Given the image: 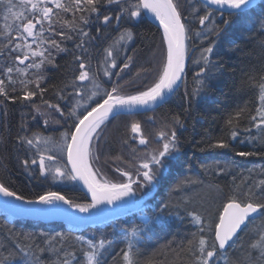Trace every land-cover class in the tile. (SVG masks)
<instances>
[{
	"label": "snow or ice",
	"instance_id": "1",
	"mask_svg": "<svg viewBox=\"0 0 264 264\" xmlns=\"http://www.w3.org/2000/svg\"><path fill=\"white\" fill-rule=\"evenodd\" d=\"M112 6L119 10L115 16L107 14L114 11ZM252 7L253 0H201L199 7H182L181 0H19V3L16 0H0V11L5 13L0 39V58L4 60L0 66V117H7L9 102H29L27 106L34 110V113L29 114L32 121L37 124L42 121L45 129L50 121L63 128L59 132V139H53L41 130H32L28 121H23V134H17L16 142L31 157L29 159L26 156L22 160V171L29 179L41 184L46 183L49 177L55 180L56 177L67 175L73 181L82 182L91 194L90 203H77L52 190L39 192L35 199H29L0 183V195L20 202L12 204L5 200L3 203L10 205L20 215H66L70 222H81L99 217L107 211L100 205H114L134 195V186L147 187L160 183L169 171V162L182 159L183 142L178 129L184 128L185 123L179 114L159 126L155 125V117H148L154 127L147 134L138 120L127 126L131 135L125 133L121 140V152L112 158L111 168L122 178L117 183L102 176L100 169L94 167L107 148L102 126H106L110 117L115 119L125 113L155 111L162 107L185 83L186 60L191 47L187 41L200 39L203 43L209 34L219 38L225 32L229 21L222 19L216 23L214 13L221 17L225 14L233 16L237 14L235 10ZM147 13L159 21L163 29L162 45L166 47L151 83L141 86V82L149 79L151 70L143 65L137 67L136 49L130 47L133 41L132 28L124 27L110 40L108 35L113 21L117 26L122 20L134 25L136 18L143 19ZM189 14L198 20L202 28L208 27L206 22L213 27L208 28L207 33L193 32L195 25L188 23ZM9 17L14 21L12 25L7 23ZM92 24L96 25L95 35L87 30ZM261 28L264 29V20L261 21ZM260 35L264 37V31ZM66 41H73L74 47L69 49ZM94 42H100L101 45L95 56L92 53L96 47ZM260 43L264 45V39ZM214 49L216 42L210 40L202 48L200 58L193 61L198 66L195 73L197 87L191 93L187 90L184 92L183 100L187 103L185 112L191 110L198 97L202 98V94L211 91L212 81L228 71L211 59ZM261 50L264 52V48ZM61 53L71 55L74 67L70 77L65 79L62 86L56 87L50 97L46 95L50 88L46 82L45 69L59 67L56 58ZM93 59H96L95 68ZM125 77H130L129 82L136 87L134 93L124 90L125 85L121 81ZM244 83L258 88V105L253 109L247 106L238 108L229 115L226 121L228 137L235 140L243 131L249 134V142L260 146V151H237L236 156H264V65L261 66L259 77L250 76L247 82H242V86ZM242 118L248 120L249 126L241 129ZM198 144L203 145L198 148L199 151L230 148L224 137L213 139L208 134ZM223 172L224 169L220 168L216 174ZM257 175L259 179L246 184L245 191L235 192L227 198L214 221L205 223L201 216L190 213L193 222L198 225V232H207L211 238L205 235L197 237L193 233V240L188 241V259L182 258L184 250L181 247L176 253L178 259L172 264H220L221 259L227 260L229 249L243 248V235L257 219H264V171ZM196 183L198 181L186 179L177 183L172 191L180 192L188 184ZM63 205L68 208L65 209ZM168 207L169 204L164 203L160 213L143 215L142 220L145 224L153 220L163 224L162 213ZM68 209L75 211L69 212ZM93 209H96L95 213L91 211ZM140 211H144L142 207ZM76 212L89 215L87 218L77 216ZM131 236H136L135 231ZM23 239H32L33 243H16L23 253L22 258L31 256V264H38L37 251L43 253L46 250L35 243L39 237L33 239L26 235ZM75 239L79 242L78 251L83 255V264H105L111 242L105 239L94 242L84 240L81 236ZM54 241L60 248L55 246ZM65 242L66 238L57 234L47 237L44 244L47 249L58 254ZM249 248L251 251L244 257L242 264H264V230L258 231V240L251 242ZM13 255L9 252L2 264H9V258ZM120 259L122 264H139L137 249L131 239L126 249L121 250ZM74 261L75 252L65 251L63 258L58 259L56 264H73ZM146 264H154V261L149 260ZM155 264H167V261H156Z\"/></svg>",
	"mask_w": 264,
	"mask_h": 264
},
{
	"label": "trees",
	"instance_id": "2",
	"mask_svg": "<svg viewBox=\"0 0 264 264\" xmlns=\"http://www.w3.org/2000/svg\"><path fill=\"white\" fill-rule=\"evenodd\" d=\"M16 2L19 3V0ZM191 5L199 7L200 3L197 0H181L182 7ZM112 7L114 11L107 14L115 16L119 10L116 9V6ZM19 10L17 9V11ZM202 11L201 9V13ZM4 15L5 13L0 11V39H2V30L5 25ZM214 15L216 23H220L222 19H227L229 24L219 38L209 34L208 39H205L203 43L200 39L187 41L191 47L188 49L185 83L176 95L172 96L165 105L151 113L111 118L106 122V126H102L104 127V140L107 143V148L104 149L100 161L94 164V167L100 169L102 176L117 183L122 178L112 170V158L121 152V140L125 133L131 135L127 126L132 121H140L145 134H147L153 131L154 127L153 122L148 119L150 116L155 117L156 126L170 122L172 116L176 114H179L183 119L185 127L178 129V135L183 142L182 159L169 162L167 165L169 171L160 180L166 191L162 196H159L158 201L154 198L151 207H148L144 213L148 216H152L153 212L160 213L163 204L168 203L169 207L162 213L163 224L155 220L145 224L144 221L136 217H127L74 234L66 231L58 224L12 220L6 215L0 214V245H3L0 248V264L9 252L14 254L9 258V264H31L33 258L31 256L22 258L23 253L16 247L17 242L21 245L33 243L32 239L28 241L23 239L26 235L32 236L33 239L39 237L35 243L46 249L43 253L37 251L38 264H56L58 259L63 258L65 251L75 252L76 261L73 264L76 262L83 264V255L78 251L79 242L76 241V236L94 242L101 239L111 242L105 264H122L120 253L122 249H126L130 239L137 249L139 264H146L149 260L154 261V264L156 261L163 262L165 260L167 264H172L174 260L178 259L176 253L180 251L181 247L184 250L182 258L188 259V248L190 247L188 241L193 240V233H196L197 237L205 235L211 238L209 233L201 234L198 232V225L193 222L190 215V213L198 215L196 212L184 206L174 207V204L188 191L187 186L180 192H173L172 189L177 183L186 179L198 181L207 191L216 196V202L220 205L219 211H222V205L227 202L230 195L245 191L246 184L255 183L259 179L257 174L264 171V156L238 157L235 155L237 151H260V146H254L249 142L247 140L249 134L243 131L235 140H232L228 137L226 124L229 115L234 114L238 108L247 106L249 109H253L255 105H258V88H253L248 83H244L242 86V82H247L250 76L259 77L261 66L264 65V52L261 50L264 45L260 43L264 39L260 35L261 31H264L261 28V21L264 20V0H261L253 8L233 16L221 17L215 13ZM7 23L12 25L14 21L9 17ZM188 23L195 25L193 32L203 31L207 33L208 28L213 27L212 24L206 22L208 27L202 28L198 20L190 14L188 15ZM114 25H116L115 21L112 24L114 29L109 31V40L118 35L121 27L123 29L126 26L132 28L133 41L130 47L136 49L137 67L143 65L150 67L151 70L149 79L141 82V86L145 83H151L166 47L162 45V34L154 26L140 18L134 21V25H128L124 20L120 22L119 26ZM87 30L90 31V34L95 35L96 25L88 26ZM45 35L48 34L45 33ZM56 39L59 40L60 38L56 37ZM210 40L216 42V49H214L211 59L223 65L228 71L219 79L212 81L211 91L206 95L202 94V98L198 97L191 110L185 112L184 108L187 107V103L183 100L184 92L187 90L191 93L197 87L195 73L198 66L193 61L200 58L202 48ZM29 42H31L30 38ZM65 43L69 49L74 47L73 41H66ZM94 44L96 47L92 50L93 56L99 52L101 46L100 42H94ZM71 61L70 54L61 53L56 58L59 67H47L45 69L46 82L50 88V92L46 95L51 97L52 91L56 87L62 86L65 79L70 77L74 67ZM3 63L4 60L0 58V66ZM92 63L93 68H95L96 59H93ZM129 81L130 77H125L121 83L125 85L124 90L127 93H134L136 87ZM28 103L13 104L9 102L6 109L7 117H0V183L7 186L9 190L22 194L29 199H35L39 192L52 190L58 191L77 203H89L77 186L73 182H68L71 179L67 175L58 178L59 181L49 177L46 183L41 184L36 180L29 179L22 171V160L26 156L29 159L31 157V154L20 149L16 142L17 134H23L21 128L23 121L27 120L32 130H41L45 135L52 136L53 139H59V132L63 130L61 125L52 121L49 122L47 129L44 128L42 121L39 124L32 121L29 114L34 113V110L27 106ZM240 125L242 129L249 126V122L242 118ZM206 134L213 139L224 137L230 144V148L199 151L198 148L203 145L198 144V142ZM218 168H223L224 172L219 175L209 173ZM148 189L150 186H147L146 191ZM143 193L145 192L140 187L138 189L135 187V193L129 197V202H134ZM259 230H264V219H257L250 226V230L243 235V248L229 249L226 253L227 260L221 259L220 264H242L243 257L251 251L249 244L258 240ZM133 231L136 233L134 237L131 236ZM41 233L44 235L40 236ZM57 234H62L66 238L63 248L58 254L47 249L44 244L47 237H54ZM53 243L57 248H60V245L56 244L55 241Z\"/></svg>",
	"mask_w": 264,
	"mask_h": 264
},
{
	"label": "water",
	"instance_id": "3",
	"mask_svg": "<svg viewBox=\"0 0 264 264\" xmlns=\"http://www.w3.org/2000/svg\"><path fill=\"white\" fill-rule=\"evenodd\" d=\"M197 1L199 3H201V0H197ZM260 1L261 0H253L254 6H256ZM249 9H251V8H244L242 10H235V11L238 14V13H242L244 11H247ZM225 15H227V14H225ZM144 17L149 23H151L156 29H158L161 34H163V29L159 25V21L156 20L151 13H147L146 15H144ZM187 61H188V58L186 60L185 73H186V69H187ZM159 108H156L155 110H157ZM151 112H153V111L152 110H139V111H134L132 114L125 113V114H122L120 116L141 115V114H148ZM109 119H111V117ZM69 168H70V166H69ZM74 183L77 186V188L79 189V191L86 196V198L88 199V201L90 203L91 202V194L88 192L87 188L82 184V182L74 181ZM155 192H156V190H155V188H153L150 193H148L147 195L142 197V201H145V200L151 198L155 194ZM128 199H129V197H125L123 200L117 201L116 204L110 205V206L109 205H100L99 206L100 208L107 209V211L103 212L99 217H93L91 219H85L84 221H81V222H70V219L66 215L52 214V215H46V216H35V215L17 214V213H15L14 209L10 205H5L3 202L5 200L11 201L12 204H19L20 202L15 201L14 198L4 197L3 195H0V212L12 220H29V221H33V222L35 221V222H40V223H59V224H62L64 226L66 231L76 234V233H80V232H82L88 228L101 227L107 223H112V222H115L119 219H124L127 216H130L133 213H135L134 209L129 208L130 204H129ZM117 205H121V207H117ZM63 207L65 209L68 208L67 205H63ZM68 211L74 212L75 210L68 209ZM91 211L93 213H95L96 209H93ZM75 215L87 218L89 214L76 212Z\"/></svg>",
	"mask_w": 264,
	"mask_h": 264
},
{
	"label": "rangeland",
	"instance_id": "4",
	"mask_svg": "<svg viewBox=\"0 0 264 264\" xmlns=\"http://www.w3.org/2000/svg\"><path fill=\"white\" fill-rule=\"evenodd\" d=\"M218 169L208 172L210 174H216ZM58 178L60 177H56V180L59 181L60 179ZM68 182L72 183L73 180H69ZM187 188L188 191L183 194L181 199L176 204H174V207L177 208L178 206H184L189 210L196 212L204 219L205 223H207L209 220L214 221L220 209V205L216 202V196L207 191L203 185H200V183L188 184ZM135 214L139 215V219L142 220L144 212L135 210Z\"/></svg>",
	"mask_w": 264,
	"mask_h": 264
},
{
	"label": "flooded vegetation",
	"instance_id": "5",
	"mask_svg": "<svg viewBox=\"0 0 264 264\" xmlns=\"http://www.w3.org/2000/svg\"><path fill=\"white\" fill-rule=\"evenodd\" d=\"M137 19H138V18H137ZM114 26L117 27V25H114ZM111 29L113 30L114 27L111 26V28L109 29V31H111ZM118 30H119V29H118ZM134 187H136V186H134ZM140 188H141L142 191H144L145 193H143V194H141L139 197H137V199L134 200V202L132 203V205L130 206V208H131V209H134V210H139V211H140V209H141V207H142L143 210H144L143 212H146V210L148 209V207H151V203L154 201V198H156V201H158L159 197H157V195L155 194V195H153L151 198H149V199H147V200H145V201H142V197L145 196V195H147V194L152 190V188H151V186H150V189H148L147 191H146L147 187H140ZM137 189H138V187H137ZM157 192H158V191H156V193H157ZM139 193H141L140 190H139ZM130 217H136V218L138 219V218H139V215L133 213L132 216H130Z\"/></svg>",
	"mask_w": 264,
	"mask_h": 264
},
{
	"label": "bare ground",
	"instance_id": "6",
	"mask_svg": "<svg viewBox=\"0 0 264 264\" xmlns=\"http://www.w3.org/2000/svg\"><path fill=\"white\" fill-rule=\"evenodd\" d=\"M143 20L144 21H146L147 23H149L146 19H145V17L143 16ZM150 25H152L151 23H149ZM153 26V25H152ZM120 32H122L123 31V28L121 27L120 28V30H119ZM164 184H162V182H160V183H158V184H156L155 185V187L154 186H151V188L153 189V188H155V190L156 191H158L157 193L155 192V194L159 197V196H162V194L164 193V191H166L165 189H164ZM152 191V190H151ZM150 191V192H151ZM149 192V193H150ZM154 194V195H155ZM166 194V193H165ZM164 194V195H165ZM160 198V197H159ZM0 214H2L1 212H0ZM35 222V221H34ZM37 223H40V222H37ZM54 224H58V225H60V226H62L63 228H64V226L62 225V224H59V223H54ZM65 229V228H64Z\"/></svg>",
	"mask_w": 264,
	"mask_h": 264
}]
</instances>
